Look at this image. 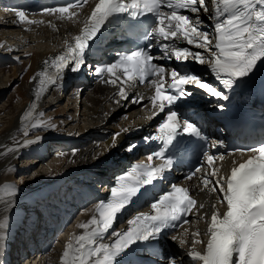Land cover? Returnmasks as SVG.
<instances>
[{
    "label": "snow or ice",
    "instance_id": "obj_1",
    "mask_svg": "<svg viewBox=\"0 0 264 264\" xmlns=\"http://www.w3.org/2000/svg\"><path fill=\"white\" fill-rule=\"evenodd\" d=\"M88 4L89 0H71L65 5L47 7L41 15L77 23L81 22L80 10ZM11 11H15L20 23H43L28 19L24 11ZM201 11L214 22L213 32L203 30ZM122 21L129 23L132 29L128 33L130 36L146 41L148 45L142 47L137 44L127 52H117L114 62L96 66L93 72L102 83L117 88L119 99L113 97L117 105L130 100L133 104L146 107L143 95L130 97L126 88L143 85L152 90V95L147 98L151 115L146 118L151 120L160 114L164 118L155 134L145 139L146 142L158 143L160 148L146 156L148 163H136L116 178L110 188V196L89 210L93 215L87 222L77 225L83 233L73 235L64 246L60 264H140L141 254L146 248L137 246L144 245L152 248L154 254L162 255L154 245L169 230L172 241L185 248L189 244V229L184 226L193 223L189 219L191 215L196 217L197 222L207 223L203 233L207 236L206 243L199 238L202 235L199 230L190 232L191 247L187 248V256L195 264H264V144L228 153L248 155L244 162L233 166L228 175H222L221 168L217 166V161H223L224 155L216 156L208 150L202 152L207 167H197L186 174L185 179L192 181L195 178L198 181L195 187L200 192L214 194L216 201L211 204L208 201L198 202L188 187L172 184L166 192L158 194L155 191L158 182L166 178L165 172L187 153L188 142L184 137L207 143L200 124L186 118L181 111L190 106V100L195 95L192 89L202 90L214 98L217 101L214 107L224 111L225 104L220 102L230 99L228 91L251 78L264 64V0H97L82 21L79 34L72 36V42L66 40L65 50L46 60L44 69L30 81L35 82L39 78L34 101L20 117L23 136L30 135L29 128L57 129L51 120L41 118L43 112L37 113L36 101L50 87L56 86L58 80H63L66 70L78 73L86 67L93 45L105 38L107 26ZM185 42L201 51L178 46ZM153 47L158 48L161 54L155 55ZM173 59L184 70L157 62ZM189 61L207 65L222 89L193 73ZM129 131L131 128H123L114 133L111 144L106 148L110 151L117 145L118 138ZM40 139L37 135L35 139L17 142V147L7 148L6 152L15 153L38 143ZM221 145L222 141H212L210 147ZM136 148L137 145L131 144L126 151L132 152ZM57 155L63 157L66 154L61 152ZM71 155L75 157L77 150H73ZM198 173L201 175L198 176ZM0 193V204L3 205L0 219L2 250L9 227L7 213L15 207L13 198L17 188L15 185H4ZM141 200L150 202L151 212H139L127 220L126 230H116L114 225L120 216ZM217 203L225 207L223 213L217 209ZM206 208L211 209L210 215ZM201 244L204 245L203 250L197 251L195 246ZM168 264H177V261L172 257Z\"/></svg>",
    "mask_w": 264,
    "mask_h": 264
},
{
    "label": "bare ground",
    "instance_id": "obj_2",
    "mask_svg": "<svg viewBox=\"0 0 264 264\" xmlns=\"http://www.w3.org/2000/svg\"><path fill=\"white\" fill-rule=\"evenodd\" d=\"M209 7H212L211 3H209ZM200 18L203 21V30L210 33L213 32L214 22L211 20L210 16L201 11ZM50 24L54 25V27L50 26ZM11 26L12 25L9 23L0 21V34H2V38H0V48L2 51L10 52L9 49L15 51V49L18 48H25V46L27 45L26 40H21L20 44L22 45V47L16 48V41L19 42L20 39H15L14 37H11L9 39L11 41H14V46L8 44L7 42H4L3 39L4 37H7L5 36L6 34H10L11 36H21L26 33H30L28 34L29 36L27 37V40H29L30 43H35L38 46L43 47V50L38 51V53L28 54V58L25 62H23V64L14 65L12 67H9L6 64V59L2 56V54H0V97L1 93L6 90L7 85L11 84V86L16 85V92L20 100L19 105H17L16 107L13 106L11 108L12 112H9L10 119L5 122L7 124H2L3 126L0 128V153H6L0 154V189H2L4 185H15V187L17 188V194L13 198L15 207L13 210L7 213L9 227L6 231L7 239L4 243V247L2 250H0V264L7 263V259H1L2 256L7 257L8 263H10V257L11 259L14 256L18 258L20 253L23 255L29 254L28 250H20V244L18 243L20 241H28V237L31 235L30 233H28V231L33 225L32 218L30 220L27 219L22 221L23 218L26 219V217L29 216L28 214L31 215V212L27 213L29 211L28 209H30L31 206L29 207V204H26V206L23 207L22 205L29 201L33 202V197L37 195H40L38 197H43L45 195H51V197H55L52 196V193H55L56 191L57 195L63 194V196H68V194H70V192L68 191L71 187H82V185L85 183L82 181H90L89 177H93V179H95V181L97 182L102 181L103 175L109 173V170L119 168L120 164L122 163L120 156L122 145L120 147L119 145L124 135H126L128 132L123 133L118 138L117 145L115 147H112L110 151L106 148V145L111 144L112 136L114 133L120 132L123 128H131L132 130L133 127L137 124L134 122H129L127 124L125 120H122L121 122L117 121L115 117L118 115V110L113 115L108 117V115L110 114L109 107L112 103V86L109 89L108 87L103 88L94 85L90 89L84 88L81 91V94L84 96L85 102L79 105V107H81L80 111L83 118V124L77 118L78 111L76 107L73 109L72 117H70V115H68L67 113L69 112V110H67L69 106H62L59 109L60 106L58 105L57 109H54L53 112H51L50 105L48 103V105L43 104L42 99L48 93H51V96L54 100H60V93L64 89L66 81L64 82V80H58L57 85L50 87L47 93L44 94L39 101H37L38 107L36 110L37 113L43 112L44 116L41 118L44 120H51L52 123L57 125V129L51 130L43 128H29L30 135H32V137L30 138L35 139V137L39 135L41 137L40 141L28 148L19 149L15 153H7V148L17 147V142L24 141V139L22 138L24 129L21 126L20 117L34 97V90L39 84V78H37L35 82L30 81L33 80V77H35L37 72L44 69V62L53 57L54 52L59 46L64 43L65 39L68 38L72 33L77 32L80 23L49 21L46 24L35 26L31 28L29 32L22 34H20L19 30L14 29ZM179 46L183 47V45L180 44ZM189 47L191 48V46ZM191 50L201 51L195 48H191ZM11 61L15 64L13 58ZM188 64L199 71L205 72V75L203 76L205 82L219 89H222V85H220L215 80L207 65H199L191 61H189ZM171 65L178 68L181 67V65L177 64L175 60ZM6 69H8L7 73L5 72ZM8 74L9 76L7 77ZM77 91V87L73 88V95L75 99L77 96ZM236 92L237 91L235 87L233 90L228 91L227 94L230 97L236 94ZM202 98L205 100L202 102H198L201 105H203L204 103L205 104L197 108L199 112H205L207 109V105L217 103L214 98H211L207 95L203 96ZM220 103H224V101H221ZM129 114L130 113H128V115ZM120 115L121 114H119L118 117H120ZM215 126L218 125L216 124ZM145 130H147V128ZM50 144L56 146L58 153L62 152L66 154L63 157L59 156L61 162L56 166V168L50 173H41L30 181L29 186L20 187L14 184L12 182L13 176L15 174L14 165L18 162V160L27 158L28 156L34 155L35 153L39 155L41 154V152H43V155H46V152L48 150H51ZM73 150H77V155L75 157L71 155ZM59 157H57V159ZM93 157L98 158L94 159ZM233 161L237 163L238 159L226 157L219 164L222 175L230 174L231 168L235 166L233 164ZM9 169L13 170L9 171ZM197 183L198 182L196 181H192L190 185L192 187V190L197 195L198 202L208 201L209 204L215 202L216 196L214 194H206L200 192L195 187ZM77 193L78 202L81 201L83 197H86L88 195H91V199L86 201L85 204H82V206L76 209L77 211L80 210L81 214L77 221L71 223L70 230L68 228H65V225L63 226L62 229H65L62 230V232H64V234L67 236V240H60L62 243L60 248L58 247V249H53V251L51 250V252L47 253L52 244V238H50L48 241V248L47 243L46 245L43 243L37 248L34 257L33 254H30L31 256L27 257L25 263L23 264H32L31 261L37 257L39 258V264H60V256L64 251V246L69 242L73 235H79L83 233V230L79 229L77 225L83 222H87L93 215V212L89 210L94 209L95 204L103 199V193L93 195L94 193L89 189H81V191H78ZM0 195H2V193H0ZM28 198L33 199L29 200ZM58 198L61 199V197ZM55 200L58 199L55 198ZM217 209L220 213H222L223 208L221 204L217 203ZM205 211H207L210 215V208H206ZM2 214L3 205L0 204V219H2ZM49 219L50 216L48 215V220ZM70 219L71 216L67 218V221L69 222ZM192 221L193 223L187 227L189 229V244L187 246H191L190 232L192 230H199L200 233H205L207 229V223L205 221L197 222L196 217H194ZM122 224H124V222L120 223V225ZM120 225L117 228L116 225H114L116 230H120ZM199 238L201 239V236ZM171 241V238L165 241V247L170 256L177 252L176 244H178V242L173 243ZM3 251H5L6 254H4ZM31 257L33 258L30 260ZM38 263L36 262V264ZM191 264H195V262Z\"/></svg>",
    "mask_w": 264,
    "mask_h": 264
},
{
    "label": "rangeland",
    "instance_id": "obj_3",
    "mask_svg": "<svg viewBox=\"0 0 264 264\" xmlns=\"http://www.w3.org/2000/svg\"><path fill=\"white\" fill-rule=\"evenodd\" d=\"M7 35L9 37H6V38H8V40H9L11 38L10 37L11 35L6 34L5 36H7ZM4 39H5V37H4ZM9 41H11V40H9ZM27 45H28V43H27ZM27 45L23 49H18L16 51L17 53H14L13 50L10 52L7 51L9 54L13 53V54H10L11 57H10V55L9 56H3L2 55L6 59L5 62L8 61V63L12 64L11 66H10V64H7L9 67H12L14 65H19V64L21 65V64H23V62H25L27 60L26 58H28V54L38 53V51L43 50V47L38 46L35 43H30L28 45V47H27ZM0 53H6V52L1 51ZM12 57H17L19 64L13 59L15 62V64H14L11 61ZM5 72L7 73L8 69H6ZM8 76H9V74L7 75V77ZM10 86H11V84L7 85L6 90L1 93V97H0V113H1L0 114L1 115L0 116V128L3 126L2 124H7L5 122L10 119L9 112H12L11 108L13 106L16 107L17 105H19V101H20L19 97L17 95V92H16V85H12L11 87ZM67 98H70V94H68V96H64L63 98H60V100L58 102H55V101L51 100L50 94H49L48 96H46V98L45 97L43 98L42 102L44 104H47L46 102L51 103V104H49L51 107V109H50L51 112H53L54 109H57L58 105L60 106L59 109L64 105L69 106L67 110H69L70 113L69 112H67V113H68V115H70V117H72L73 103L71 102V100L69 101ZM9 104H10V106H9ZM80 110L78 111V114H77L78 117L77 118L82 123L83 118H82V114H81ZM45 118H46V116H45ZM30 137H32V135H29L28 137L23 136L22 138L25 140V139H31ZM50 148L52 151L48 150L46 152V155L44 158H43L42 153H41L39 155L34 154L31 156H28L27 158H23L24 160L23 159L18 160V162L14 165L15 166V174L13 176L12 182L14 184H16L17 186H20V187L29 186L30 181L33 180L38 175H40L41 173L47 174V173H50L52 170H54L56 168V166L61 162V159L57 155L58 151L56 149V146H54L53 144H50ZM57 157H59V158L57 159ZM79 216H80V211H78V212L76 211L74 213V215L72 216V221H75L76 219H78ZM70 226L71 225H68L69 228H71ZM60 240H62V241L67 240V236L64 234V232L59 234L58 236L52 238V246L50 248V252H51V250L53 251V249L56 250V249H58V247L60 248V246L62 245ZM54 246H56V247H54ZM47 253H49V250L47 251ZM32 258L33 257H31L30 259H32ZM34 260H33V263L36 264L37 260L36 259H34ZM14 262H16V259L14 260Z\"/></svg>",
    "mask_w": 264,
    "mask_h": 264
}]
</instances>
